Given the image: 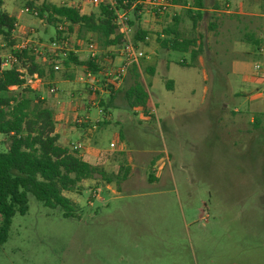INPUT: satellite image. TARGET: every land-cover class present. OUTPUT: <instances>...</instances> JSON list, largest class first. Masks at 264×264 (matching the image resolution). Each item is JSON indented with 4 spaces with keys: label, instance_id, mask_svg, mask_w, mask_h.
Segmentation results:
<instances>
[{
    "label": "rangeland",
    "instance_id": "1",
    "mask_svg": "<svg viewBox=\"0 0 264 264\" xmlns=\"http://www.w3.org/2000/svg\"><path fill=\"white\" fill-rule=\"evenodd\" d=\"M29 1L33 13L25 12ZM201 1L217 10L204 12L193 30L185 12L188 4L169 6L157 15L143 7L137 18L128 11L130 40L137 28L146 33L145 45L136 42L143 53L138 71L148 96L146 110L125 111L121 93L109 99V91L119 87L104 90L98 83L101 94L83 90L94 97L90 121L99 116L97 108H116L109 112L112 119L93 133V148L106 154V173L116 174L122 167L125 177L105 185L94 176L63 192L74 205L68 218L27 195V211L11 217L7 238L0 244V264H264V112L258 127L250 124V101L261 91L242 80L255 74L253 65L262 66V60L254 56L253 46L240 45L243 18L233 14L245 10L264 15V0ZM41 2L62 5L67 0H0V10L21 26L15 33L18 42L29 39L36 46L53 40L54 30L34 15ZM85 8L97 11V6ZM174 17L183 37L201 35V53L193 67L178 65L189 63L187 53L157 44ZM231 28L238 29L236 44L227 46L224 30ZM88 39L95 36L76 46L79 39L72 32L66 47L83 50ZM214 41L225 46L208 45ZM7 51L0 42V54ZM38 51L37 60L43 61L45 52ZM104 56L99 52L100 59ZM148 67L152 74L145 73ZM80 73L76 69L75 75ZM74 89L79 86L70 83L60 93L43 82L37 91L52 110L59 144L68 149L79 143L80 132L72 124L75 116H83L71 112L79 103ZM260 94L264 96V90ZM61 106L69 112L66 125L57 113ZM256 107V112L264 108L258 101ZM117 118L126 120L115 122ZM4 148L0 136V152Z\"/></svg>",
    "mask_w": 264,
    "mask_h": 264
},
{
    "label": "trees",
    "instance_id": "2",
    "mask_svg": "<svg viewBox=\"0 0 264 264\" xmlns=\"http://www.w3.org/2000/svg\"><path fill=\"white\" fill-rule=\"evenodd\" d=\"M168 1L173 6H190L185 12L192 22V30L195 21L204 15L201 0ZM135 2L136 0H114L113 7L98 5L97 11L88 15H81L72 7L41 2L37 13L35 10L34 12L40 21H44L54 30L53 39H59L64 34L70 35L76 28L75 38L85 40L88 35L95 36L94 47L100 52L109 47H119L121 35L112 23L114 10L128 12L131 9L132 16L137 18L141 7L135 4L130 8ZM24 8L27 12L33 11L30 1L25 2ZM172 22L171 27L162 30L164 37L158 39L157 44L163 49L187 53L189 63L180 61L178 65L193 67L201 53V35L183 37L177 30L178 18H172ZM130 24L128 21V25ZM57 25L63 26L62 33L56 30ZM14 27V18L0 10V42L7 50L18 42L13 37ZM211 27L213 25L210 29ZM145 37L146 33L137 28L134 31L133 45L136 47V42H143ZM143 44L145 45V42ZM9 51L16 56L17 66L24 68L28 74L36 73L42 82H45L47 89L53 88L52 84L57 79L71 80L73 67L82 68L97 76L102 66L101 62L96 63L89 58L80 59L69 52L59 62L60 69L53 71L52 63L47 58L46 64L42 65L37 62L36 54L29 49L20 54ZM17 66L0 70V136L5 142V151L0 152V244L7 238L11 217L14 214L23 215L27 211V195H31L47 209L58 208L63 217L68 218L72 217L74 205L63 196V192L73 191L80 182L94 176H99L103 184L108 185L114 179H123L127 172L125 168L120 167L116 174L106 173L102 167L83 161L77 151L60 146L57 143L58 136L54 133L52 110L45 105L43 99H39L37 92L23 86V81L16 72ZM152 72L151 67L145 70L148 74ZM125 76L116 91L107 90L108 98L121 93L127 109L145 111L148 96L140 84L141 73L138 68L131 66ZM100 81L102 84V78ZM11 87H14L15 91H10ZM166 88L171 89L169 82ZM103 89L105 90V87ZM258 116L255 117L254 127L259 125Z\"/></svg>",
    "mask_w": 264,
    "mask_h": 264
},
{
    "label": "crops",
    "instance_id": "3",
    "mask_svg": "<svg viewBox=\"0 0 264 264\" xmlns=\"http://www.w3.org/2000/svg\"><path fill=\"white\" fill-rule=\"evenodd\" d=\"M214 2L218 1V0H212ZM204 5V4H203ZM210 7V8H208ZM86 8L83 10V14L84 15H88L90 13V11H85ZM217 9L215 8L214 4H210V6H204L203 12H208V11H216ZM245 11V10H244ZM233 12V14H236L237 16L243 18V27H242V38L244 39V42H241L240 45L242 43L244 44H249L251 46H253L257 52L256 55L259 59L262 60V66L260 65V70L259 73H257L258 71H256L255 74L251 75L250 77H244L242 80L244 82H251L255 87L260 88L261 92H258L252 99H251V103L250 104V109L251 112L253 113V117L249 120L250 124L253 125L255 122V117L258 115H262L264 112V108L263 110L260 111H255L257 109V101L259 102V107L263 106L264 107V96L261 95L260 93L263 92L264 90V86L263 88L260 87V85H264V15H260V14H255L253 12ZM81 13V14H82ZM15 27H14V31H13V37H18L16 34L18 32H20L21 30V26L18 25V21L17 19H15ZM74 33L76 31V28L73 29ZM235 30L238 29H232L231 28V32L230 30L225 29V40L223 41L227 46L230 44L234 43V38H235ZM240 31H238L237 33H239ZM16 33V34H15ZM238 39V36H237ZM238 41V40H237ZM223 42L219 43L218 41H214L212 42V44L210 45L208 42L209 46L215 47L216 49L219 48V44L221 45ZM223 45V44H222ZM225 46V45H223ZM232 48V46H231ZM76 49V53L74 55H76L77 57H79L80 59H86L87 55L85 53V49L81 50V49ZM117 48H113V47H109L107 49H105L104 51H100V53L104 56V57H109L112 61V65L115 66V62L120 61L119 57H118V53L116 52ZM105 52H107L108 54H106ZM111 52H115V55L112 54ZM37 58V57H36ZM43 61H38L40 62L42 65L44 63V58H42ZM197 62V61H196ZM197 65V64H196ZM258 65V64H254L253 65V70H254V66ZM152 68V67H151ZM76 69H80V75L76 76ZM72 74H73V78L71 80H64V79H57L53 82L52 87L57 91V92H64L65 88H68L70 83H76V86H79V89H74V96H78L77 101H79L78 106L73 107L71 109V112L75 111L76 112H82L83 116L82 118H80L79 116H75V120L72 124L73 129L79 131V143L81 144L82 148L79 150V157L87 162V163H91L92 160H94L96 163H94L93 165H98L100 167L105 166L106 163V158H104L103 156L106 154H101L99 152H95L93 145L95 142H93V133L96 132V130L99 128L100 125H102L101 122L106 123L105 120H111L112 116L109 113L110 110L113 111V113L116 111L114 107H108L106 110L101 111V109L97 108V112L99 113L97 117H95V119L93 121H90L89 118V113H90V108L94 107V97L90 96L88 94H84V91L89 92V87L93 86L94 84L96 87H94L95 89L98 88V83H100V76H93L91 75L89 72H87V70H83L82 68H75L73 67L71 69ZM255 71V70H254ZM126 78V76H124L123 80ZM122 80V81H123ZM262 83V84H261ZM103 87V86H102ZM75 88V87H74ZM78 90V91H77ZM77 92V93H76ZM67 93L70 94V91L67 90ZM94 94H101L100 91H96L94 92ZM92 95V94H91ZM109 97V95H108ZM112 98V96H110V99ZM42 99V98H41ZM91 102V105H88V103ZM77 103V102H76ZM125 111L127 110V108L124 109ZM58 116L59 118H61L62 124L66 125V121L69 116V112L67 111V108L65 107H59L57 110ZM133 114L136 113V110H134V112H132ZM101 114H104V118H102L103 120H100ZM106 115H108V119L105 117ZM103 117V116H102ZM106 118V119H105ZM126 119H115V122H125ZM254 126V125H253ZM259 126V125H258ZM70 129V128H69ZM57 131L55 130L54 133H56ZM66 131H63V133H65ZM117 137H119V135L117 134ZM60 140V138H58V141ZM57 141V143L59 144V142ZM60 146L61 145L59 144ZM92 164V163H91Z\"/></svg>",
    "mask_w": 264,
    "mask_h": 264
},
{
    "label": "built area",
    "instance_id": "4",
    "mask_svg": "<svg viewBox=\"0 0 264 264\" xmlns=\"http://www.w3.org/2000/svg\"><path fill=\"white\" fill-rule=\"evenodd\" d=\"M67 2L63 3L62 5L76 9L80 14L83 12L86 6H114V0H78L77 3L75 0H67ZM135 4L139 5L141 8L148 7L149 12L152 15L163 13L169 6L174 7L173 5L169 4L168 0H136V2L132 4L130 8H132ZM81 15L84 14L82 13ZM127 15V11L114 10L112 23L116 27L117 32L121 35L120 45L116 50L120 59L117 66L112 65V61L109 57H104L102 59L99 58V51L95 49L93 39H88L85 45V53L87 58H89L91 61H95L96 63L101 62L102 64L98 75L102 78L103 87L118 88L126 74L127 69L131 66L138 68L139 61L143 57L142 51L135 47L129 38L130 28L128 25L129 20ZM56 30L61 33L64 31L62 25H57ZM66 40L67 35L64 34V36H61L59 39H53L51 42H48L45 45L38 44L33 46L29 39H25L17 42L9 50L20 54L22 51L29 49L32 51V53L38 54V50L41 49L45 52L44 54L46 55L47 60L52 63V70L58 71L60 69L59 62L64 59L69 52L73 54L76 53V49H67ZM78 43H80V40L75 42L76 46ZM9 50L5 54H0V70L10 69L11 67L18 65L16 56L10 53ZM254 70L259 71L260 66L255 65ZM16 72L19 75V79L23 81V86L31 91L37 92L43 85L42 79L36 73L28 74L24 68L18 66L16 67ZM48 89L53 90V88ZM89 90L95 92L96 89L93 86H90ZM81 148L82 146L80 143L69 145L70 151H79Z\"/></svg>",
    "mask_w": 264,
    "mask_h": 264
}]
</instances>
